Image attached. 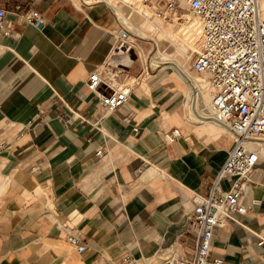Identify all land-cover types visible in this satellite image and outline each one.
<instances>
[{
	"label": "crops",
	"instance_id": "obj_1",
	"mask_svg": "<svg viewBox=\"0 0 264 264\" xmlns=\"http://www.w3.org/2000/svg\"><path fill=\"white\" fill-rule=\"evenodd\" d=\"M108 1L154 40L155 62L175 71L137 83L97 130L89 122L101 100L87 88L89 75L111 61L124 66L122 78L130 76L128 61L113 55L119 22ZM108 1L0 0L12 20L18 5L34 7L43 20L0 33V264H121L128 253L145 258L169 247L194 254L188 216L233 145L232 133L208 112L203 78L190 74L199 32L151 19L154 11L140 4L137 13L147 16L136 26ZM167 39L172 43L162 49ZM134 45L136 65L146 54ZM173 127L181 135L169 141ZM251 180L243 201L252 207L214 231L211 258L224 264H264V157ZM70 233L86 242L84 251L70 244Z\"/></svg>",
	"mask_w": 264,
	"mask_h": 264
},
{
	"label": "built area",
	"instance_id": "obj_2",
	"mask_svg": "<svg viewBox=\"0 0 264 264\" xmlns=\"http://www.w3.org/2000/svg\"><path fill=\"white\" fill-rule=\"evenodd\" d=\"M95 1L98 0L85 3ZM142 3L153 8L160 18L198 26L200 46L193 52L191 67L207 77L214 118L224 123L233 137V145L212 181L210 192L197 194L194 212L188 216L189 227L196 236L193 256L187 258L170 251L158 264H224L221 257L211 258L214 231L234 222L237 215L246 214L252 207L254 201L246 204L243 194L264 157V7L260 0H142ZM8 13L0 5V33L6 35H14L16 23L43 24L42 14L32 6H16L15 20ZM116 15L119 30L113 55L128 61L126 53L132 48L127 47L126 39L132 33L117 12ZM105 69L106 74L91 72L87 81V88L101 100L95 120L89 122L97 130L104 118L129 100L133 89L124 77L121 82L114 80L115 75L126 74L124 66L116 67L109 61ZM180 135V128L173 127L165 137L174 141ZM5 146L0 136V153ZM224 180L229 181L228 188L223 186ZM68 240L76 250H85L86 242L79 234L70 233ZM260 242H264L263 237ZM121 264L150 263L128 253Z\"/></svg>",
	"mask_w": 264,
	"mask_h": 264
},
{
	"label": "rangeland",
	"instance_id": "obj_3",
	"mask_svg": "<svg viewBox=\"0 0 264 264\" xmlns=\"http://www.w3.org/2000/svg\"><path fill=\"white\" fill-rule=\"evenodd\" d=\"M74 1L80 5V4L85 3L87 1L91 2L92 0H74ZM114 1H116V4L118 5V7H120L122 9V13L126 17H129L131 19V21H133L135 23L136 26H140L146 20L147 15L144 12L141 14L137 13V9H138L137 4H140L143 7H148L146 5H143L142 0H114ZM113 8H114V6H113ZM150 9L152 10V13H153V8H150ZM115 11L117 12L118 16L123 21L122 15L120 14V12L117 11V9H115ZM155 16H156V14H154V13L150 14L151 19L154 18ZM161 19L163 22L170 23L172 25L180 24V23H178V21H172V20L163 19V18H161ZM130 25L131 24L129 23L128 26L130 27ZM130 30H131L132 34H131V37L128 39L127 43L130 45V48H132V49L130 50V52L126 53L127 59H128V65L130 66V76L126 80L133 87L136 86V84L139 82L142 83L143 85L144 84L147 85L149 83V80L153 79L155 74H157V73L175 71V69L173 68L174 65L172 63L164 62L163 60H160L159 62L161 65L157 66V62H155L154 57L156 55H159V52L157 51L156 46H154V40L152 38L141 36L142 35L141 32L135 28L130 27ZM132 37H134V40ZM156 37L159 38L162 36L160 35V33H157ZM135 43L139 44L142 47L143 52H145L146 55H145L144 61H140L138 64L133 65L135 60L138 58L137 47H135V45H134ZM171 43H172L171 40H169V39L165 40L163 45H162V49L169 47L171 45ZM175 43L178 45V41H176ZM162 49H161L162 55L171 56L169 53H167L166 51H164ZM173 51H175V47H174ZM189 64H190V74L194 75V77L196 79L198 77H200V78L204 77V75L199 74L192 69V67H191L192 60H190ZM168 65H170V66H168ZM107 72L108 71L105 69L104 73L106 74ZM121 80H122V76L118 74L117 81H115V82L116 83L121 82ZM230 135H231L230 133H227V136L230 137ZM231 137H232V135H231ZM232 141H233V137H232ZM2 194H3V192L1 191L0 197L2 196ZM170 251H175V250H174V248L169 247V248L165 249L164 251H161L157 255H151L149 257L146 256L145 258H143L141 256H137V257L140 260L146 261L147 263L158 264L159 262L162 261V257L160 255H164L163 252H165L166 253L165 255H167V254H169Z\"/></svg>",
	"mask_w": 264,
	"mask_h": 264
},
{
	"label": "bare ground",
	"instance_id": "obj_4",
	"mask_svg": "<svg viewBox=\"0 0 264 264\" xmlns=\"http://www.w3.org/2000/svg\"><path fill=\"white\" fill-rule=\"evenodd\" d=\"M185 26L189 29L190 28V32H191V30H192V26H193V24L192 25H188V24H185ZM196 26V28H197V30L195 31V32H199V29H198V26L197 25H195ZM131 36H129L127 39H126V45H127V47H129L130 48V45L127 43V41H128V39L130 38ZM116 76V75H115ZM114 76V80L115 81H117V76L115 77ZM203 79H202V82H203V89H202V91H207L208 92V95H209V98H208V100H205V104H206V106L208 107V112L210 113V116L213 118V119H215L214 118V109H213V98H212V94L210 93V89H209V81H208V79H207V77L204 75V77H202ZM210 96H211V98H210ZM216 120V119H215ZM219 123H221L225 128H226V126L224 125V123H222V122H219Z\"/></svg>",
	"mask_w": 264,
	"mask_h": 264
}]
</instances>
